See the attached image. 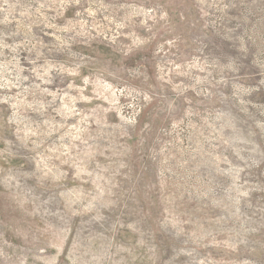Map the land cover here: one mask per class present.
Masks as SVG:
<instances>
[{"label": "rangeland", "instance_id": "1", "mask_svg": "<svg viewBox=\"0 0 264 264\" xmlns=\"http://www.w3.org/2000/svg\"><path fill=\"white\" fill-rule=\"evenodd\" d=\"M0 264H264V0H0Z\"/></svg>", "mask_w": 264, "mask_h": 264}]
</instances>
